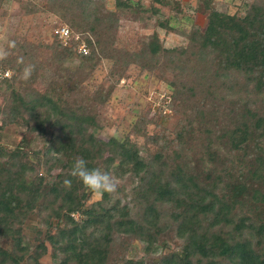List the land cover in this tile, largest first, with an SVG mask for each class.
Listing matches in <instances>:
<instances>
[{
  "label": "trees",
  "instance_id": "1",
  "mask_svg": "<svg viewBox=\"0 0 264 264\" xmlns=\"http://www.w3.org/2000/svg\"><path fill=\"white\" fill-rule=\"evenodd\" d=\"M47 2L83 35L90 52L78 51L80 40L65 45L56 36L51 60L57 71L46 89L36 85L44 65L32 44L16 41L0 61L3 71H14L0 82L6 100L0 126L18 123L28 129L24 138L29 131L45 137L43 149L0 144V264H43L47 245L32 249L23 231L36 209L50 225L57 220L48 240L58 264H264V0H245L235 13L213 9L204 28L187 32L172 24L181 2L153 0L178 11L166 14L159 26L188 41L169 47L156 30L139 51L114 48L118 8L160 18L159 11L131 0H116V9L106 0ZM121 54L152 70L162 64L174 74L167 107L182 115L174 141L186 143L188 132H195L209 143L196 162L183 155V147L171 161L163 151L144 157L129 146V137L105 140L93 132L97 119L78 93L76 73H92L101 59L118 61ZM21 57L24 64L17 63ZM26 64L35 65L28 81L20 78ZM152 140L159 144V137ZM77 157L112 176L131 173L130 200L123 202L119 186L116 194L92 201L91 192L70 175ZM42 167L59 172L48 181ZM171 233L178 245L157 254L161 244L168 247ZM6 238L13 240L12 250L2 246ZM136 241L144 242L145 255L134 249Z\"/></svg>",
  "mask_w": 264,
  "mask_h": 264
},
{
  "label": "rangeland",
  "instance_id": "2",
  "mask_svg": "<svg viewBox=\"0 0 264 264\" xmlns=\"http://www.w3.org/2000/svg\"><path fill=\"white\" fill-rule=\"evenodd\" d=\"M133 5L139 2L150 10L162 13V16H151V11H141L139 9L118 8L116 0H106L107 5L120 11V27L114 43L115 50L139 51L149 40L154 31H159L164 43L169 46H177L187 43L184 35L174 31L167 33L165 28L159 25L166 14L177 15V10L171 12L168 7L153 0H131ZM181 2V11L178 12V19H172V24L179 30L190 31L192 27L204 28L208 23L209 16L213 9L235 13L241 11V5L245 0H177ZM172 0V4H176ZM62 24H68L59 15L48 9L47 0H0V47L7 48L8 41L28 42L36 48V58L44 67L40 69L36 85L46 89L54 74L57 65L51 60L53 49L51 45L56 41V30ZM158 24V26H157ZM69 25V24H68ZM70 26V25H69ZM71 27V26H70ZM74 29V28H72ZM9 50V49H8ZM111 55L115 53L110 49ZM78 55L74 58L76 65L81 63ZM163 67V68H162ZM10 74L14 71L7 69ZM6 70V71H7ZM0 62V82L5 77V72ZM75 79L81 82L78 93L89 102V110L96 116L97 124L93 132L108 140L115 136L121 140L129 137L128 144L133 148H138L144 157H150L158 152L168 156L170 161L175 151L183 149V155L191 161L203 155L208 141L204 137L188 132L185 138L187 141L180 145L174 138L178 129L182 115L172 108L167 107L170 103L171 81L174 74L167 71L161 64L153 70L144 68L135 62H128L126 55L116 61L113 57L103 58L99 62L97 69L89 74L85 71H78ZM1 84V83H0ZM103 95H107L103 100ZM5 96L0 92V104L5 103ZM191 112V110H187ZM197 124V123H196ZM26 126L18 123H11L4 127L0 126V144L9 149L16 147H27L31 145L34 150L45 147V137L29 131L28 139L24 138L27 132ZM198 132V131H196ZM159 137V144L152 139ZM177 147V148H176ZM163 155V156H164ZM29 159L37 164L38 158L33 154ZM44 177L48 181L54 180L59 169H55L51 174L46 167L41 169ZM118 181V185L123 187L120 197L123 202L129 201L132 195L131 173L124 177L113 175ZM126 194H130L126 197ZM95 194L91 193V200L95 201ZM54 225L57 220L53 219ZM46 222V218L36 209L28 217L24 227V236L27 244L35 249L40 243L47 245V250L41 257L43 264H58L61 259L54 255L56 248L48 240L49 233H56L55 226ZM168 247L165 249L162 244L158 253L173 250L178 245L175 233L167 237ZM3 247L12 250L13 240L6 238L1 241ZM139 256L145 255V244L136 241L133 245ZM132 250V249H131ZM24 264H27L25 262Z\"/></svg>",
  "mask_w": 264,
  "mask_h": 264
},
{
  "label": "clouds",
  "instance_id": "3",
  "mask_svg": "<svg viewBox=\"0 0 264 264\" xmlns=\"http://www.w3.org/2000/svg\"><path fill=\"white\" fill-rule=\"evenodd\" d=\"M0 39H6L5 37H0ZM16 47L15 41H8L7 48L0 47V61L6 60L9 56L8 49H14ZM18 64H24L23 58H19ZM35 71V65L26 64L22 68L21 79L28 81ZM88 161L82 157H77L73 163L70 171L71 177L77 178L82 186L95 194L97 198H102L103 195H113L118 192V181L113 178V176L107 171H103L100 168H89ZM63 184L66 188H71L72 181L70 179H65Z\"/></svg>",
  "mask_w": 264,
  "mask_h": 264
},
{
  "label": "built area",
  "instance_id": "4",
  "mask_svg": "<svg viewBox=\"0 0 264 264\" xmlns=\"http://www.w3.org/2000/svg\"><path fill=\"white\" fill-rule=\"evenodd\" d=\"M56 34L59 36V39L65 44L69 45L72 40H80L78 45V51L80 53L88 54L90 52V47L83 35L79 32H76L68 24H62L57 28ZM10 72L7 70L5 76H8Z\"/></svg>",
  "mask_w": 264,
  "mask_h": 264
}]
</instances>
